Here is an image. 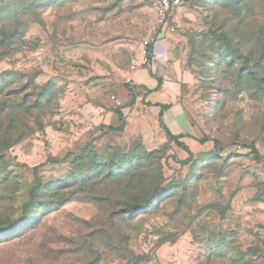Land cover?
<instances>
[{"label": "rangeland", "instance_id": "obj_1", "mask_svg": "<svg viewBox=\"0 0 264 264\" xmlns=\"http://www.w3.org/2000/svg\"><path fill=\"white\" fill-rule=\"evenodd\" d=\"M148 5L0 0V264H264V0H184L173 30ZM128 36L164 41L190 152L85 119L118 107Z\"/></svg>", "mask_w": 264, "mask_h": 264}, {"label": "crops", "instance_id": "obj_2", "mask_svg": "<svg viewBox=\"0 0 264 264\" xmlns=\"http://www.w3.org/2000/svg\"><path fill=\"white\" fill-rule=\"evenodd\" d=\"M149 1V7L156 10L154 0ZM151 4V5H150ZM147 6V7H148ZM173 19V18H172ZM141 43V42H140ZM135 44L133 38L128 36V60L130 63H135L136 66L130 69L128 68V76L132 78V84L137 86L138 89L143 91L141 98L144 104L136 102L135 108L129 106L131 93L128 89L126 82L124 84L115 86L112 88L111 94L117 96L122 101V106L115 107L103 113L100 110L94 108L91 110L90 106H84V117L90 120L91 123L97 125L101 123L104 117V123H108L112 126L119 124V114L121 112L123 117V130L128 132L131 127L139 128L147 131L154 130L155 133L160 136H166L165 131L160 126V120L167 126L169 131L177 135H185L188 132L186 128V113L181 103L169 104V99L174 96V88L166 81L158 82L154 77V69L160 71L159 63L164 61L163 53H160L165 43L163 40H157L151 45L152 58L150 64L143 65L145 58L142 53V45ZM129 66V65H128ZM163 104H169L168 107L162 108ZM139 107L140 111H135ZM114 108H118L116 111ZM104 109V108H103ZM114 109V110H113ZM135 109V110H133ZM135 111L136 115L132 113ZM135 121V125L134 122ZM91 125V124H90ZM147 129V130H146ZM151 131V132H152Z\"/></svg>", "mask_w": 264, "mask_h": 264}, {"label": "built area", "instance_id": "obj_3", "mask_svg": "<svg viewBox=\"0 0 264 264\" xmlns=\"http://www.w3.org/2000/svg\"><path fill=\"white\" fill-rule=\"evenodd\" d=\"M184 0H156L155 6H156V12L157 17L159 19V23L166 28H170L173 30V27L169 25L170 21L172 20V17L175 13V10L182 5ZM148 42L144 41L142 43V50L143 52H146L148 55L150 51L148 50ZM131 68H134L133 66ZM126 83L132 84V78L130 76H127ZM114 104L118 107L122 106V101L119 97L113 96Z\"/></svg>", "mask_w": 264, "mask_h": 264}, {"label": "trees", "instance_id": "obj_4", "mask_svg": "<svg viewBox=\"0 0 264 264\" xmlns=\"http://www.w3.org/2000/svg\"><path fill=\"white\" fill-rule=\"evenodd\" d=\"M148 50L151 51V45H148ZM127 85H128V89L130 90L131 95H133L134 94V88L137 87V86H135L134 84H131V83H127ZM168 105L169 104H163L162 108H166V107H168ZM117 113L119 114V120L121 121V123L119 121V124L117 126H114V127L119 128L121 124L123 126V123H122L123 122V117H122V114H121L120 111H118ZM160 126L163 128V130L165 131L166 136L170 140H174L177 143V145H179L180 147H182V148H184V149H186L187 151L190 152L188 146L183 141L180 140V138L183 135H181V134L177 135V134L171 133L169 131V129L167 128V126L161 120H160ZM36 184L34 185V187L36 186ZM144 205H145V203L139 204V203H136V202H132V203L126 204L123 207H121L120 211L123 212V213H127V212H131V211H133V210H135L137 208L143 207Z\"/></svg>", "mask_w": 264, "mask_h": 264}]
</instances>
